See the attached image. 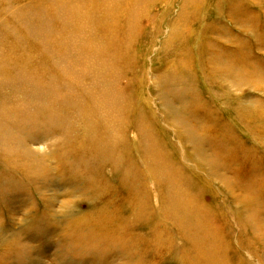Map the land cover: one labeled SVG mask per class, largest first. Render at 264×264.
<instances>
[{"label":"rangeland","instance_id":"1","mask_svg":"<svg viewBox=\"0 0 264 264\" xmlns=\"http://www.w3.org/2000/svg\"><path fill=\"white\" fill-rule=\"evenodd\" d=\"M64 1L0 0V264H264V0Z\"/></svg>","mask_w":264,"mask_h":264},{"label":"bare ground","instance_id":"2","mask_svg":"<svg viewBox=\"0 0 264 264\" xmlns=\"http://www.w3.org/2000/svg\"><path fill=\"white\" fill-rule=\"evenodd\" d=\"M59 1V4L61 7H63V11L61 12V16H63V21L67 22L70 24V26L68 28H65L63 30L62 28V31L65 32L66 34V37L67 38H74V37H79L80 39L77 40L75 43H74V47L75 48V52L77 54V56H79L80 58H83V54H82V50L84 48L83 46V42L85 41L86 37L88 36V25L85 24V11L82 9V7L78 4V2H75V4H70L69 3H66L64 0H58ZM62 1V2H61ZM89 1V0H88ZM84 2V1H83ZM86 2V1H85ZM84 2V3H85ZM90 2V1H89ZM109 2V1H108ZM108 2L107 0H99L97 3H96V8L97 9H101L104 7L103 10H105L107 7H109L108 5ZM113 4H115L114 2H111L110 3V7H113ZM51 10V9H50ZM47 14V13H46ZM133 15L135 14H132V17H134ZM130 17V15H129ZM136 17V16H135ZM60 31V30H59ZM178 31H175V33H177ZM111 35V34H110ZM127 47V46H126ZM72 48V49H73ZM90 49H92V51L94 50H97L98 49V46L95 45L90 47ZM60 50V49H59ZM87 60L89 62H95L93 63V65H96L98 64L99 62H103V60L99 61L98 58L96 57H90V58H87ZM215 70V69H214ZM108 79V78H107ZM89 118V117H88ZM90 119V118H89ZM94 119V118H93ZM19 124V123H18ZM104 125V124H103ZM86 134V133H85ZM90 137V136H89ZM153 150V149H152ZM117 156V155H116ZM152 157V156H151ZM110 168V167H109ZM58 172V171H57ZM137 182V181H136ZM153 188V187H152ZM135 199V198H134ZM133 199V200H134ZM162 210V209H161ZM84 217V216H83ZM125 218V217H124ZM111 220V219H110ZM151 222V221H150ZM149 222V223H150ZM166 223V222H165ZM123 224V223H122ZM176 228V227H175ZM161 231V230H160ZM177 231V230H176ZM179 234V232H177ZM178 238V237H177ZM121 240V239H120ZM185 240V239H184ZM186 241V240H185ZM181 253V252H180ZM180 255V254H179ZM182 259V258H181ZM183 263V262H182ZM181 263V264H182Z\"/></svg>","mask_w":264,"mask_h":264}]
</instances>
